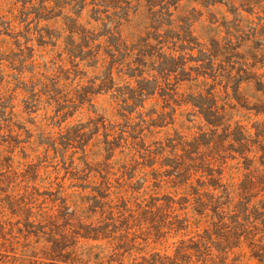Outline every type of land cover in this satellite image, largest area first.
<instances>
[{
	"label": "rangeland",
	"instance_id": "obj_1",
	"mask_svg": "<svg viewBox=\"0 0 264 264\" xmlns=\"http://www.w3.org/2000/svg\"><path fill=\"white\" fill-rule=\"evenodd\" d=\"M263 215L264 0H0V264H258Z\"/></svg>",
	"mask_w": 264,
	"mask_h": 264
},
{
	"label": "trees",
	"instance_id": "obj_2",
	"mask_svg": "<svg viewBox=\"0 0 264 264\" xmlns=\"http://www.w3.org/2000/svg\"><path fill=\"white\" fill-rule=\"evenodd\" d=\"M264 216V215H263ZM257 220V219H256ZM222 221L219 222L218 226H222ZM229 226L221 228L223 231V235H217L218 238H225V242L229 244L231 241L232 236H237L239 241L245 238V235H250V233L254 230H251V227H243V229H239L238 227H234L229 229ZM239 230V231H238ZM240 230H244L241 231ZM234 231V233H233ZM220 233V232H219ZM257 236L254 235L253 240ZM192 244L186 245L184 242L178 247L175 255L173 257L165 256L166 260L164 264H228L227 259L223 262H217L215 259L219 257L214 255L213 249L209 246L208 242L204 240V243L201 242H191ZM254 248L256 249L257 254L254 255V258L258 260V264H264V256L261 257L260 255L263 253L264 250V236L258 242L253 241ZM219 252V251H218ZM229 252L228 249L227 251Z\"/></svg>",
	"mask_w": 264,
	"mask_h": 264
}]
</instances>
